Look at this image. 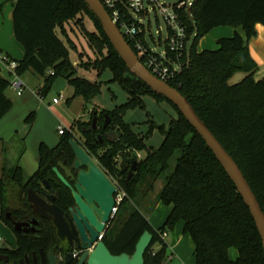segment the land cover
I'll return each mask as SVG.
<instances>
[{
    "label": "trees",
    "instance_id": "trees-1",
    "mask_svg": "<svg viewBox=\"0 0 264 264\" xmlns=\"http://www.w3.org/2000/svg\"><path fill=\"white\" fill-rule=\"evenodd\" d=\"M82 15L91 21L94 32L86 30L78 21V16ZM180 18L189 47L180 59L179 72L166 83L186 98L234 160L264 213V78L254 80L257 65L248 51L249 41L256 37V25L264 27V0H195L188 13H180ZM70 21L80 25V34L95 56L92 63L81 64L82 55L78 52L77 64L86 71H95L98 78L109 71L112 75L109 82L116 83L128 95L124 104L111 111L93 110L90 113L91 117L98 118L99 127L106 115L110 127L118 131V141H94L88 131L91 121L78 119L69 130L63 131L54 148L40 143L38 169L27 180L23 178L19 164L9 173L3 166L0 171L2 222L11 229L4 217L8 210L22 217L29 215L26 190L35 189L58 162L71 165L73 154L67 141L73 135L125 194L113 219V223L120 225L117 234L107 231L102 239L112 255H132L137 241L148 231L153 240L144 255V264H162L167 245L160 235L171 232L182 222L183 234L194 244L196 264H264V249L254 220L219 162L169 101L154 94L129 73L106 38L100 22L82 0H16L12 28L16 41L24 49V57L14 62L15 75L19 77L31 71L41 77L43 84L38 92L41 98L57 77L67 80L73 89V97H81L85 103L97 97L101 84L78 76L77 64L69 59L67 47L76 50L65 31V25ZM218 27H231L234 33L230 38L218 39L216 50L198 52L200 40ZM238 73L244 74V78L230 85L229 80ZM10 85L0 74V121L12 107L11 100L5 95ZM145 95L168 103L176 113L166 129L159 127L163 141L157 149L147 147L144 139L132 132L123 120L127 110L144 107L142 97ZM32 117L30 114L28 120ZM139 151H144L145 156L126 181L127 172L123 166L118 168V159H126L130 152ZM172 160L175 161L173 168ZM159 179L163 183L156 202L171 210L162 226L154 229L138 206L129 207L128 203L153 191ZM143 186H146L145 191L141 189ZM56 193L57 206L66 208L72 204L67 188H56ZM16 206L20 210L15 211ZM231 248L237 252L234 260L229 257Z\"/></svg>",
    "mask_w": 264,
    "mask_h": 264
},
{
    "label": "water",
    "instance_id": "water-1",
    "mask_svg": "<svg viewBox=\"0 0 264 264\" xmlns=\"http://www.w3.org/2000/svg\"><path fill=\"white\" fill-rule=\"evenodd\" d=\"M82 1L100 22L106 38L129 73L144 83L154 94L169 101L202 138L249 209L264 249V213L234 160L199 119L186 98L166 82L154 77L139 62L136 54L112 23L101 2L99 0ZM108 122L109 120L105 115L103 128L107 127ZM89 132L92 133L95 141L102 142L103 137L96 133V118L92 120ZM107 140L111 142L110 138ZM67 144L73 154L72 163L67 165L58 162L46 173L42 185L49 193L39 189L29 188L26 190V202L29 204L32 213L36 217L48 220L61 241L70 236L75 238L77 234L79 249L85 251L86 264H144V255L153 240L148 231L141 235L132 255H112L103 241H97L99 235L105 233L113 219L112 209L115 207L117 189L73 135L68 139ZM133 158L136 159V154L133 155ZM136 167L137 162L134 161L131 171H134ZM50 183L54 186L61 184L70 190L75 203L71 218L56 206V192L51 188ZM8 217L9 214H7L6 219ZM36 224L35 219L26 223L13 221V232L26 234L29 232L26 228ZM94 243L96 244L94 245Z\"/></svg>",
    "mask_w": 264,
    "mask_h": 264
},
{
    "label": "rangeland",
    "instance_id": "rangeland-1",
    "mask_svg": "<svg viewBox=\"0 0 264 264\" xmlns=\"http://www.w3.org/2000/svg\"><path fill=\"white\" fill-rule=\"evenodd\" d=\"M2 6V16L4 18L7 14L5 9H7V12H11L12 0H4ZM78 21L82 23V26H84L86 30L92 32L95 31L93 24L85 15L78 16ZM145 21L146 24H149V30L147 32L149 46L157 52H163L168 37L164 19L159 13L151 12ZM80 29V25L77 21H70L65 25V31L67 32L68 37L76 46V50L69 46L67 47L69 59L74 65L78 63V52L82 55L81 64L92 63L95 60L93 52L88 49L86 41L80 34ZM158 33H160V35H158ZM76 68L78 76L84 77L91 82H98L101 84L100 94L93 98L89 103H85L81 97H73V89L69 86L65 78L57 77L43 97L41 102L43 104L38 103L36 100L31 101V107L27 110L29 112H24V110L18 106L12 109L13 113L9 119L10 126L12 125V131L10 132V129H8L5 132L6 134L3 140L0 141V152L5 158L4 168L8 173L14 168V166L19 164L22 168L23 178L27 180L28 177L38 168L37 165H34V145H37L38 141L54 146L60 138L58 134L59 128L69 130L75 119L88 121V111H111L127 101L128 95L125 91H123L116 83L109 82L112 78L109 71H105L98 78L96 72L93 70L86 71L83 66L78 64L76 65ZM241 75L242 73H239L233 77V80L238 79V76ZM24 80L21 93L26 97L32 89H37L36 87L38 83L40 85L43 83L41 77L29 72L25 74ZM233 80L230 82L232 83ZM7 93L13 104L19 99L15 92H13L12 87L7 90ZM59 97H62L59 105L53 104V99H59ZM142 101L144 107L142 109L135 108L127 110L123 120L130 126L132 132L144 139L147 147L157 149L163 141V135L159 127L163 126L166 129L169 121L176 117V113L168 103L164 101H156L149 95L142 97ZM30 114H33V117L28 120ZM76 136L79 137L78 134H76ZM137 154L139 158L145 156L144 151H139ZM170 164L171 168H173L175 161L172 160ZM162 183L163 181L161 179L157 180L154 184L153 191H149L144 197L139 196L132 201H129L128 206L133 207L134 205H137L143 213H149L151 211L154 213L153 221L156 223V220L160 218L159 216L162 212V208H167L160 205L161 207L158 211H155L154 209L156 205V198L154 197L159 193ZM141 189L145 191L146 186H143ZM113 219L105 232L108 231L109 234L112 233V235H115L117 234L120 225L115 222L113 223ZM0 228L5 232V235L1 234L4 239L8 238L10 241L14 238L13 231L6 226L1 219ZM235 255L236 251L231 248L229 251L230 259L234 260Z\"/></svg>",
    "mask_w": 264,
    "mask_h": 264
},
{
    "label": "built area",
    "instance_id": "built-area-1",
    "mask_svg": "<svg viewBox=\"0 0 264 264\" xmlns=\"http://www.w3.org/2000/svg\"><path fill=\"white\" fill-rule=\"evenodd\" d=\"M107 11L112 23L117 27L129 47L136 54L139 62L157 79L167 82L179 72L181 57L187 52L189 43L180 13H188L195 0H99ZM159 13L164 19L168 37L163 52L152 49L148 43L149 24L146 18L150 13ZM160 35V33H158ZM0 63L8 64L14 73L15 63H9L5 56L0 55ZM15 74V73H14ZM52 74V72H49ZM11 87L20 95L21 86L17 82ZM62 100L53 99V104ZM64 129L59 128L62 135ZM125 194L118 190L115 195V207L112 209L114 217ZM105 233L99 235L97 241H102ZM167 233L160 235L165 241ZM3 239L0 237V243ZM96 243H94L95 245ZM93 245V246H94Z\"/></svg>",
    "mask_w": 264,
    "mask_h": 264
},
{
    "label": "crops",
    "instance_id": "crops-1",
    "mask_svg": "<svg viewBox=\"0 0 264 264\" xmlns=\"http://www.w3.org/2000/svg\"><path fill=\"white\" fill-rule=\"evenodd\" d=\"M3 1L4 0H0V55L5 56L8 59L9 63H11V62L14 63L15 61L17 62V61L22 60L24 57V49L16 41L14 34H13V28H12V12H13V6H14L16 0H12L11 12L10 11L7 12V9H5L7 14L4 18L2 16ZM255 29H256V37L252 38L249 41L248 51H249V55H250L251 59L257 65V71L254 75V80L259 81L262 78H264V27L262 25H256ZM233 33H234V30L231 27L215 28L212 31H210L208 33V35H206L205 37H203L200 40V42L197 45V51L201 52L204 50H209V51L216 50V48H217L216 41L218 39H221V38H230L233 35ZM27 72L32 73L31 71H27ZM27 72H25L23 75L18 77L13 73V71L8 66V64L0 63V74H1V76L4 77L5 79L9 80L10 84L13 82L19 83L21 86V90L23 89V83L25 81L24 80L25 74ZM238 74H235L233 77H235ZM233 77L228 82L230 85H233V84L240 82L244 78V74H242L241 76H238V79L233 80ZM231 80H233L232 83L230 82ZM42 84L40 85L38 83V85L36 87L37 89L36 90L32 89L29 92L27 97L23 96V94L21 93V90H20V95H18L17 90L12 88L13 92H15V94L19 97V99L16 100L14 104L12 102L11 109L8 111V113L0 121V141L3 140V138L6 134L5 132L8 129H10V132L12 131L11 130L12 125L10 126V123H9L10 122L9 119L13 113L12 109H14L15 107L18 106V107H21V109H23L24 112H29L27 110H29V108L31 107V104H30L31 101L36 100V101H38V103L43 104V103H41L43 98H41L39 96V93H38L39 88L42 86ZM9 88H11V85ZM7 90L5 92V95L8 99H10V96L8 95ZM57 105H59V103ZM90 113H91V111H88V114H90ZM84 122H86V121H84ZM40 143H43V142L38 141V144L34 145V150H35V164L34 165L35 166L36 165L38 166V147H39ZM45 145L48 146L50 149H52L56 146V144L54 146L50 145V144H48V145L45 144ZM4 163H5V158L2 156V153L0 152V171H1V168L4 166ZM154 198H156V196ZM160 205H161L160 203L156 202V205L154 207L155 211H158V209H160V207H161ZM170 210H171L170 207L162 208V210H161L162 212L159 216L160 218L156 220V223H154V221H153L154 213H152L151 211L149 213H143L141 211V213L144 215V217L148 220L149 224L154 229H158L164 223V221H165L167 215L169 214ZM0 215H1V211H0ZM166 233H167V235L165 238V243L167 245V252H166L165 260L163 261L162 264H196L195 259H194V244L188 235L183 234L182 222L177 223L171 232H166ZM1 234L5 235V232L0 228V237L4 241L8 240V238L4 239L1 236ZM236 256H237V252H236V255L234 258H236Z\"/></svg>",
    "mask_w": 264,
    "mask_h": 264
},
{
    "label": "flooded vegetation",
    "instance_id": "flooded-vegetation-1",
    "mask_svg": "<svg viewBox=\"0 0 264 264\" xmlns=\"http://www.w3.org/2000/svg\"><path fill=\"white\" fill-rule=\"evenodd\" d=\"M94 118H96V133L101 135L103 137V140L108 142L107 138H110L111 142L108 143H113L115 141H118V131L116 128L110 127L109 122L107 127L103 128L105 121L99 127L98 118L95 116L91 117L89 114L88 121H91V125H92V120ZM104 119H105V115H104ZM90 128L88 129V131L90 130ZM100 130L103 131L102 134L99 133ZM130 154H131L130 157L126 159L120 157L118 159V164H117L119 169L123 166V169L127 172L126 181H128L131 178L132 174L135 171V170L131 171L133 162L136 161L138 164V161L141 159L139 158L138 154L135 152H130ZM134 154H136V159L133 158ZM63 163L66 162L63 161ZM45 178L46 177H44L41 180V182L39 183L38 186L35 187V189H39L42 192L49 193V191L45 188V186L42 185V182ZM50 186L56 192V188H59L63 185L60 184L59 186H54L52 183H50ZM116 189L117 191L119 190L117 186ZM56 196L57 193L55 195V198ZM71 199H72V204L66 208H62L56 205L64 213H66L69 218H71L72 212L75 209V203L73 201L72 195H71ZM19 206L15 207V211L20 210ZM7 214H9L8 219H6ZM4 217L7 221H9L11 226L13 221L26 223L33 219L37 221V224L35 226L27 227L26 229L29 231L28 233L16 234L15 232H13L14 238L12 240L10 241L3 240L0 243V264H86L84 257L85 251L79 249L77 234L75 238L73 236H70L64 241H61L57 237L56 231L52 227L51 223L48 220L36 217L32 213L31 209L29 215H27L26 217L18 216L16 212L11 210L5 211ZM11 230L13 231V227H11Z\"/></svg>",
    "mask_w": 264,
    "mask_h": 264
}]
</instances>
